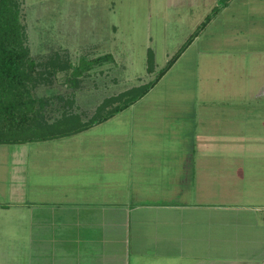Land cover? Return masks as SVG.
<instances>
[{"label": "crops", "instance_id": "crops-1", "mask_svg": "<svg viewBox=\"0 0 264 264\" xmlns=\"http://www.w3.org/2000/svg\"><path fill=\"white\" fill-rule=\"evenodd\" d=\"M181 2L204 10L196 27L219 5L187 46L191 112L167 88L78 133L4 143L0 211L27 215L28 264H264V0Z\"/></svg>", "mask_w": 264, "mask_h": 264}, {"label": "rangeland", "instance_id": "rangeland-1", "mask_svg": "<svg viewBox=\"0 0 264 264\" xmlns=\"http://www.w3.org/2000/svg\"><path fill=\"white\" fill-rule=\"evenodd\" d=\"M9 1L21 26L22 46L34 62L32 74L35 82L29 83L28 90L49 100L41 110L46 114L42 117L37 115V119L45 118L49 122L64 113L76 115L81 122H87L98 113H103L99 109L107 99L117 98L127 90L153 80L196 27L200 21L196 20L198 14L204 11L192 9L191 14L186 8L179 11L171 4L175 0ZM199 46L198 41L195 48L188 47L185 55L143 98H152L168 88V93H163L181 99L177 102L182 103L189 98L183 108L191 112L188 104L192 103L190 94L194 88L192 67ZM149 50L152 52L151 59ZM105 53H110L112 58L88 70H75L83 59ZM55 56H59L66 67L52 74L49 73L52 70L49 59ZM179 88H186L185 92L181 89V97L177 93ZM115 104L110 103L103 110L107 111ZM177 105L174 103L173 109ZM33 144L47 146L51 143ZM3 146L0 144V159L4 157L5 148L9 153L14 148ZM9 169L12 171L11 166ZM0 215V264H28L27 247H22L17 253L14 249L18 238H27V215L13 218L10 212L4 211H0Z\"/></svg>", "mask_w": 264, "mask_h": 264}, {"label": "trees", "instance_id": "trees-1", "mask_svg": "<svg viewBox=\"0 0 264 264\" xmlns=\"http://www.w3.org/2000/svg\"><path fill=\"white\" fill-rule=\"evenodd\" d=\"M220 2L223 4L226 0H219ZM218 9L219 5L193 30L166 64L158 70L153 80L136 89L127 90L117 98L107 99L99 109V112L103 113H98L87 122H81L76 115L70 113H64L60 118L49 122L44 120L45 118L37 119V115L42 117L46 114L41 110L49 100L47 101V97L35 96L28 90L29 83L35 82L32 74L34 62L28 58L22 46L21 26L17 15L13 12L9 0H0V144L68 136L111 118L144 96L157 83ZM149 55L151 59L150 50ZM110 58L112 55L105 53L83 59L75 70H88L91 66ZM149 63L153 64L152 61ZM49 65L52 69L49 73L52 74L66 67L59 56L50 58ZM110 103L116 104L104 111V107Z\"/></svg>", "mask_w": 264, "mask_h": 264}]
</instances>
